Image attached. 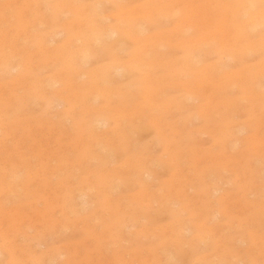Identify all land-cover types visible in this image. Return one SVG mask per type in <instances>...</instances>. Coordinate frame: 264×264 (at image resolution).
<instances>
[{"label": "rangeland", "instance_id": "374dc122", "mask_svg": "<svg viewBox=\"0 0 264 264\" xmlns=\"http://www.w3.org/2000/svg\"><path fill=\"white\" fill-rule=\"evenodd\" d=\"M38 1L0 0L16 6L0 11V19L10 16L0 25V264H261L264 173L247 176L241 156L261 147L256 163L264 167V96H257L264 95V49L229 54L219 35L186 48L183 41H209L217 28L201 29L197 14L176 0H68L82 9L95 4L103 26L134 32L90 41L86 59L70 65L69 83L52 49L75 39L85 16L59 10L57 0ZM260 4L252 8L264 11ZM49 31L56 41L39 43ZM248 33L264 37V23ZM5 61L20 64L28 80ZM113 64L123 68L107 70ZM211 64L218 71L210 79ZM34 76L56 82L35 93ZM53 88L66 101L46 102L41 92ZM93 108L112 117L96 127L99 138L85 127ZM233 120L247 127L240 145L224 152L211 129ZM162 137L182 148L180 157L165 151ZM141 163H153L152 174L137 180ZM177 217L186 231L171 230Z\"/></svg>", "mask_w": 264, "mask_h": 264}, {"label": "bare ground", "instance_id": "6f19581e", "mask_svg": "<svg viewBox=\"0 0 264 264\" xmlns=\"http://www.w3.org/2000/svg\"><path fill=\"white\" fill-rule=\"evenodd\" d=\"M176 1L181 2L184 5H187L189 7V12H190L191 16L193 14H195V13L197 14V21H198L197 23L202 25L201 29H205L204 28L205 24L215 25L216 28H217V30L213 33L214 37L211 38L209 41H207V39L205 38L204 35H201L195 42L194 41H189V40L183 41L182 44L186 48L190 49L195 44L193 48L199 49L203 45L202 43L208 44V42H211V41H213L215 39L216 35L217 36L219 35L221 37L220 38V42L224 45L225 51L228 52L229 54H232L233 51L244 52L245 50H249V49L253 50L257 46H259L258 50L259 49H262V50L264 49V37L256 38L254 35H251V34L248 33L250 31L254 30L255 27L257 25H259L260 23H262V22L264 23V11L263 10L262 11H256V10H254L252 8L254 2H258L259 3V1H261V0H198L199 1L198 4H196L194 0H188V1H186V0H176ZM32 2L33 3H37L39 1L38 0H32ZM0 4H1L0 5V11H2L4 14H5V12H8L9 10L12 11V10L16 9V6H15L14 2H5V3L0 2ZM56 6L58 7L59 10L69 7L70 9H73V12H74V10L77 11V13L78 12H82L84 14V16H85V18L83 19V23H78V25L76 27L77 30H78V33L76 35H78V34L79 35L75 39H70V40L68 39L62 45L55 46L52 49V53H56V54L59 55V57L57 58V61L60 62V63H65V65L67 67V72H68L67 79H68L69 83H70V80L73 79V74L75 73V72H73L70 69V65L72 67H75V68L79 67L81 59H86V57H87L86 47H88V49H89V46H90L89 42L90 41L92 42V41H95V40H102L104 37H106L109 34H111V32H115L116 30H118V31L123 30L127 34L131 33L132 34L131 36L133 37V34H134L133 29L130 28V27L128 28L126 25H120L119 23H117V25H114L113 27H111L110 25L103 26L102 23H101V19H103V16L100 15L97 12V5H95V4H91L90 3V7L89 8L87 6L84 9H82V7L79 4H77V2H75V1L57 0V5ZM221 8H223V9L226 8V10H227L226 15L222 16L219 13ZM18 9H19L18 11L22 14L23 13V9L20 8L19 6H18ZM37 10H39V11H37ZM37 10L35 8L34 12L38 13V15H42V13L40 12L41 8L37 9ZM171 11L172 10L170 8L165 9L166 14H168ZM125 13H126V11L124 9L119 11V13L117 14V17L119 18L118 21H120V19L122 18V16ZM163 14H165V13H163ZM241 16L245 17V19L244 20H240L239 18ZM220 18H223V20H220ZM9 20H10V16H9V18L4 17V18L0 19V25L9 23ZM188 21H189V18H188V20L185 23L188 24L189 23ZM186 24L183 25V27H184L183 29H185V28L189 29L190 27H192L191 25L187 26ZM68 26H69V24H68ZM124 26H126V27H124ZM179 27H181V25H176V23H175L174 29H177ZM71 28H72V25H71ZM111 29H115V30H111ZM50 31H52V30H50ZM50 31L47 32V33H43L42 32L43 35L41 34L39 36V43H42L44 45L45 44L50 45L54 41H56L55 40L56 34H51L52 32H50ZM93 33H97V35H94ZM116 33H117V31H116ZM134 36H136V35H134ZM35 38L36 37H34V39ZM36 39H38V38H36ZM77 40H79V42L80 41L81 42L79 44H77V42H76ZM37 47H39V46L37 45ZM135 55H137V54H135ZM12 56H14V55H12ZM77 58H79L78 61H76ZM263 58H264V56H263ZM186 60L189 63L193 64L196 61V58L193 57V54L191 52H188V56L186 57ZM7 63L8 62H6V61L2 63L3 68H7V70L17 71V73L21 74V77H23V81H27L28 80V77L30 76V73H28V72L20 73V69H21L20 64L16 63L15 65H11V64H7ZM111 67H113V69H115L116 71L121 70V68H123V67H121V65H114L113 64L112 66L107 68V70H109ZM217 71H218V65H215V64H211L207 69H205V72H206V74L208 75V77L210 79H211V77L213 75H215V73ZM82 74H84V73H82ZM51 77H52V75H51ZM51 77L41 78L40 79V78H37L36 76H34V78H33L34 81L32 82V84L35 87H34L33 92H35V93L37 92L36 88H38V89L39 88L47 89V87L50 88L56 82L54 80V77L53 78H51ZM250 78H253V75L250 76ZM215 85H217V84H215ZM57 88H59V87H57ZM257 92L258 91H256V93ZM41 94H43V97L45 96V98H46L45 101L47 100L49 102V104L51 103V101H53L56 98L61 99L62 101H64V100L66 101L63 93L60 92V91L54 90V88H53V91L50 93V95H48L44 91H42ZM257 96L258 97H263L264 95L260 94V95H257ZM66 112L68 113V112H70V110L66 111ZM91 112H92L93 116H91V118L85 122V127H86V129L88 131V135H90V136L94 135V137L99 138V136L95 132L96 131V127L98 128V127H102V126L106 125L107 122L109 121V118H112V117L111 116L104 117V115L102 113H105L106 111L103 108H93V110ZM250 115H252V114H250ZM189 121H190V118H189ZM183 122H185L184 119H183ZM245 125H246V122L234 121L233 120V121H231V124H229V125L227 124V125H225L223 127H220L218 129V131H215V130H212V129H211V131L213 132L214 139L217 140V143L224 150V152L229 151V150L231 152H233V150L237 146L240 145L239 143L241 142L240 141L241 138L238 136V134H240L243 131H245V127H247ZM203 127L206 129L208 126H203ZM206 132H207V130H206ZM162 138L166 140V142H165L166 145L164 146L165 147V151L169 152L170 155H175L174 156L175 158L180 157L179 154L181 153V151H182L181 149L182 148L181 149L178 148V150H176L175 147L172 146L171 142L167 138H164V137H162ZM260 149H261V147L259 149H258V147H255V148H253V152L252 153H243V155L241 156V160L244 163L243 172L246 173L247 176H249L251 178L253 176L258 177V176L261 175V173H264V167L260 166L259 164L256 163V161L258 160L259 150ZM252 158H253V160H255L256 164H250V165L248 164V165H246V163H254V161H252ZM152 164H150V166H152ZM213 164H216V163L213 162ZM150 166L147 167V164H142L141 163V164L137 165L134 168L135 169L134 174H136L137 180L145 178L146 176H149V175L152 174L151 172H149ZM107 177H109V176H107ZM101 179H102V183H104L106 185V187H108V186L110 187L111 186V182H110L111 180H108L109 178L108 179L107 178H104V179L101 178ZM114 179H116V178H114ZM244 184H246V183H244ZM111 188H114L113 185L111 186ZM106 189H108V188H106ZM218 191H219V189L214 188L212 190V193H216ZM81 192L82 193H78L77 197L81 201H84L83 198H84L85 194L83 193L84 191H81ZM72 196H74V194ZM107 197H108V195H107ZM222 198H226V196L222 195L221 199ZM168 200H169V198H168ZM217 213H218V211H213L212 212L213 217H215L217 215ZM183 223L184 222H182V218H180V217L175 218L174 223H172L171 230H173L174 226H176L177 227L176 230H180L181 232L183 230L186 231L187 228L184 226Z\"/></svg>", "mask_w": 264, "mask_h": 264}, {"label": "snow or ice", "instance_id": "6c2138e0", "mask_svg": "<svg viewBox=\"0 0 264 264\" xmlns=\"http://www.w3.org/2000/svg\"><path fill=\"white\" fill-rule=\"evenodd\" d=\"M261 7L264 8V0H261ZM261 264H264V261H261Z\"/></svg>", "mask_w": 264, "mask_h": 264}]
</instances>
